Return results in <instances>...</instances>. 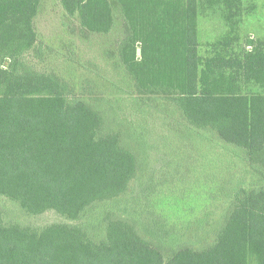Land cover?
<instances>
[{
    "label": "trees",
    "instance_id": "obj_1",
    "mask_svg": "<svg viewBox=\"0 0 264 264\" xmlns=\"http://www.w3.org/2000/svg\"><path fill=\"white\" fill-rule=\"evenodd\" d=\"M60 1L84 29L112 31L111 0ZM116 1L127 35L123 63L139 90L171 96L191 124L214 130L252 161L264 159V43L204 58L201 0ZM41 4L0 0V194L30 213L53 209L76 219L95 202L124 194L139 167L117 134H100L98 110L72 97L58 75L25 62L38 40ZM234 199L213 243L177 246L169 255L119 219L95 242L63 224L7 225L0 209V264H264V185L241 188Z\"/></svg>",
    "mask_w": 264,
    "mask_h": 264
},
{
    "label": "rangeland",
    "instance_id": "obj_2",
    "mask_svg": "<svg viewBox=\"0 0 264 264\" xmlns=\"http://www.w3.org/2000/svg\"><path fill=\"white\" fill-rule=\"evenodd\" d=\"M111 2L114 27L98 33L84 29L60 0H42L34 19L38 40L24 60L39 72L58 75L72 97L100 112V134L119 136L137 158V174L124 194L95 202L76 219L53 209L30 213L0 194L3 222L37 230L63 224L100 242L107 238L108 222L119 219L166 255L181 245L204 248L224 227L237 190L264 185V159L252 161L214 130L191 124L171 96L139 90L122 59L124 16L117 1ZM198 11L204 58L264 43V0H201Z\"/></svg>",
    "mask_w": 264,
    "mask_h": 264
},
{
    "label": "water",
    "instance_id": "obj_3",
    "mask_svg": "<svg viewBox=\"0 0 264 264\" xmlns=\"http://www.w3.org/2000/svg\"><path fill=\"white\" fill-rule=\"evenodd\" d=\"M141 51H142L141 48H138V52L141 53Z\"/></svg>",
    "mask_w": 264,
    "mask_h": 264
},
{
    "label": "crops",
    "instance_id": "obj_4",
    "mask_svg": "<svg viewBox=\"0 0 264 264\" xmlns=\"http://www.w3.org/2000/svg\"><path fill=\"white\" fill-rule=\"evenodd\" d=\"M229 1H231L232 2V0H229ZM225 3V2H224Z\"/></svg>",
    "mask_w": 264,
    "mask_h": 264
}]
</instances>
